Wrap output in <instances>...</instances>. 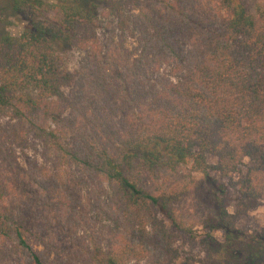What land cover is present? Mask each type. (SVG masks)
Here are the masks:
<instances>
[{
  "label": "trees",
  "instance_id": "1",
  "mask_svg": "<svg viewBox=\"0 0 264 264\" xmlns=\"http://www.w3.org/2000/svg\"><path fill=\"white\" fill-rule=\"evenodd\" d=\"M10 5L26 26L0 32V117L27 122L56 153L48 179L35 182L39 193L66 206L62 169L77 166L115 200L113 237L90 240L85 264H264V228L236 227L264 198V0L253 10L242 0ZM102 5L116 19L117 41L101 38ZM68 47L86 52L74 70L61 55ZM188 164L212 183L211 173L228 182L212 185L215 213L201 252L182 258L197 236L177 207L182 188L162 176ZM0 242L13 264H47L25 223L1 204Z\"/></svg>",
  "mask_w": 264,
  "mask_h": 264
},
{
  "label": "rangeland",
  "instance_id": "2",
  "mask_svg": "<svg viewBox=\"0 0 264 264\" xmlns=\"http://www.w3.org/2000/svg\"><path fill=\"white\" fill-rule=\"evenodd\" d=\"M11 2L0 0V32L6 30L17 34L24 29L26 21L12 13ZM242 2L248 10H253L258 4V0ZM98 11V30L102 40L117 41L118 33L111 26L115 24V17L103 5ZM61 55L70 70L78 68L86 58L85 50L76 47L64 48ZM35 132L27 122L0 117V196L3 197L0 204L4 208H11L15 216L25 223L33 247L45 257L47 264H85L90 240L100 241L113 237L115 200L109 196L105 184L85 168L77 166L72 168V173L62 169V181L68 196L66 206L40 194L35 182L39 178L48 179L44 170H51L57 165V155ZM60 163L63 167L66 165L63 159ZM211 175L215 179L213 183L201 172L191 170L190 164L178 168L175 174L160 175L165 184H176L182 188L184 193L177 207L197 236L195 244L183 245L182 258L198 256L201 252L202 246L198 242L207 232L206 222L215 213L212 185L228 182V178H221L214 173ZM234 178H237V174ZM226 202L228 210L235 213L237 200L232 192ZM236 227L246 233L264 228V198L238 215ZM213 233L222 240L220 230ZM13 257L10 248L0 242V264H13ZM129 264L151 262L133 260Z\"/></svg>",
  "mask_w": 264,
  "mask_h": 264
}]
</instances>
